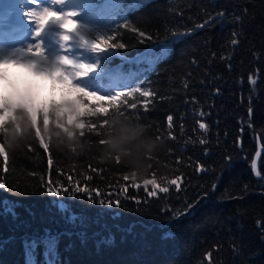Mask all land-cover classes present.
<instances>
[{"label": "trees", "instance_id": "trees-1", "mask_svg": "<svg viewBox=\"0 0 264 264\" xmlns=\"http://www.w3.org/2000/svg\"><path fill=\"white\" fill-rule=\"evenodd\" d=\"M76 2L91 17L80 22L81 35L124 45L97 52L73 41L69 51L95 65L81 83L101 97L137 87L152 96L116 97L124 103L103 105L107 116L76 124L55 109L10 108L0 117V148L9 157L6 165L0 158V184L7 180L0 264H264V0ZM218 13L212 25L187 34ZM48 83L46 95L30 90L36 102L49 100L54 85L60 99V85ZM16 89L0 81V95ZM133 102L137 109L125 107ZM113 114L162 139L146 179L168 193L149 196L143 180L97 159L103 121ZM69 125L76 140L67 138ZM49 176L69 190L48 193ZM177 177L179 187L170 183ZM67 178L106 194V202L72 192Z\"/></svg>", "mask_w": 264, "mask_h": 264}, {"label": "snow or ice", "instance_id": "snow-or-ice-1", "mask_svg": "<svg viewBox=\"0 0 264 264\" xmlns=\"http://www.w3.org/2000/svg\"><path fill=\"white\" fill-rule=\"evenodd\" d=\"M32 5L39 6V0H30ZM65 0H55V4L62 5ZM80 15L78 11L68 10L64 11L61 9L59 12L54 7H42L37 10L36 7H29L24 12V19L19 24L12 25L10 23L5 24L0 28V43L5 39L15 40L21 36H33L34 42L28 43L23 47H14L10 51H4L0 48V81L9 83V74L6 67L7 65H20L25 69L30 70L36 75L46 76L56 84L60 85V99L55 98L54 93L57 91L55 85L51 91L53 96L45 102H36L32 97L30 89H25L23 92L16 89L15 82H10L9 86L15 91L11 93L4 92L0 95V117L4 116L10 108L25 107L34 113L43 112L47 115L48 112L55 109L58 115H62L65 119L69 115L73 117V124H76L80 120H84V117H100L107 116L108 112L103 105L117 106L124 103V99L117 101L116 97L131 98L134 93H141L142 97H150L152 93L149 91H142L140 87L127 88V91L116 92L115 95H109L107 97H101L96 91L91 90L89 87L83 85L81 81L89 75V73L95 70V65L85 62L80 56H76L75 52L69 53V49L73 47L72 42L75 41L78 49L91 48L93 51H101L105 47H123L124 45L117 43H110L113 41L114 36L107 38H98L97 40H88L86 37L80 34L81 23L76 18ZM223 14L218 13L217 16H209L203 23L199 24L196 29L187 34H193L194 31L205 29L212 25ZM25 18L30 22L31 30L26 32H19V29L24 25ZM236 20L240 22L241 17H236ZM71 21L74 25L72 28H68L67 22ZM59 26V31L56 36H53V32L56 29L53 26ZM141 36L143 32L139 33ZM234 35H239L236 33ZM56 40V43H53ZM238 43L236 39L232 40V44L235 46ZM47 45V51L45 50ZM63 50V54L61 52ZM258 75V73H255ZM249 82L255 85L256 80L251 76ZM219 94V90L217 93ZM95 97V101H91L89 97ZM82 102V104L80 103ZM86 105V107H82ZM132 110L137 109L136 103L130 105L125 104ZM145 109L148 108V104L143 105ZM102 109H104L102 111ZM116 110H120L118 107ZM201 116L204 114L201 113ZM138 118V117H137ZM173 116H167V126L169 129L172 128ZM108 119H104L102 127H107ZM90 127L95 130L100 125L91 124ZM205 123H199V128L207 130ZM98 135L100 133H97ZM102 143V142H101ZM201 144L206 143L200 141ZM45 148L44 145H41ZM47 152V150H45ZM171 155V153H169ZM0 158L3 159L5 165L9 159L8 154L0 148ZM52 161L49 160V164ZM6 172V168L4 169ZM203 171V169H201ZM63 175V173H58ZM43 179V177H41ZM125 180L127 177L124 178ZM179 177L171 180V185L179 187ZM68 185L74 193H85L89 200L93 199V196L99 197L101 204L105 203V199L101 198L106 195L104 193L94 191L88 186H80L78 182H73L70 178H67ZM47 192L50 194L59 195L60 191H68L65 188L62 181L59 179L53 180L51 176L45 182ZM151 186V191L147 192L149 196H155L157 190L160 193H168V187H161L160 183L156 179L146 180L143 187L147 188ZM7 187V180L0 184V188ZM136 188L141 187L135 185ZM107 202H112L108 199ZM116 202H119L118 200Z\"/></svg>", "mask_w": 264, "mask_h": 264}, {"label": "clouds", "instance_id": "clouds-1", "mask_svg": "<svg viewBox=\"0 0 264 264\" xmlns=\"http://www.w3.org/2000/svg\"><path fill=\"white\" fill-rule=\"evenodd\" d=\"M17 75V79L28 78L33 76L45 77V79H37L36 85L41 95H46L50 90L47 81H51L46 76L36 75L35 73H27L23 68L13 67L10 69ZM43 86L40 88V86ZM2 123V122H0ZM77 129L75 125H69L67 128V138L70 141L76 140L75 135ZM55 135L60 136V132ZM163 145L162 139L153 138L147 135L146 126L136 122L134 119H126L119 114H113L108 119L107 130L103 136V143L99 147L97 159L101 163L116 164L123 166L133 182L143 180L151 174V165L159 154Z\"/></svg>", "mask_w": 264, "mask_h": 264}, {"label": "rangeland", "instance_id": "rangeland-1", "mask_svg": "<svg viewBox=\"0 0 264 264\" xmlns=\"http://www.w3.org/2000/svg\"><path fill=\"white\" fill-rule=\"evenodd\" d=\"M41 1V0H39ZM47 2L46 3H43L41 6L42 7H54L56 9L57 12H59L61 9H63L64 11H68V10H75L77 8H75L76 6L73 5L72 2L68 1V0H65V3L62 4V5H57L55 4V0H46ZM0 3L3 5V7L5 8V13L6 15H11V17L13 19H16L18 17V14H19V10H18V6H22L21 3H20V0H0ZM25 4H26V10L27 8L29 7H33L32 4L30 3V0H25ZM23 7V6H22ZM7 8V9H6ZM37 10H40L37 6H36ZM80 13V15L76 18L77 20L79 21H82V22H87L90 20V17L88 16V14L86 15H82L84 13H86V11L84 10H81V11H78ZM29 23V30H26V31H30L31 30V25H30V22L28 21ZM67 23H71V21L67 22ZM56 31L53 32V36H56V33L60 30L59 29V26H53ZM25 37V36H24ZM20 40V39H19ZM35 38L33 36H27L25 38H23L22 40V43L19 42L18 44H16V46H18L19 44H21V46L23 45L24 42H26L27 44L28 43H32L34 42ZM57 41L56 40H53V43H56ZM15 46V45H14ZM20 47V46H18ZM12 49L11 48H7L6 51H10ZM45 50L47 51V45H45ZM62 54H63V50H61ZM68 54H71L68 53ZM13 67H17V68H23L25 70L24 73H22V76L26 77L27 76V73H32L30 70H27L25 69L23 66H20V65H7V68H13ZM13 75H14V78L17 80L18 84L20 85V87L22 88V90L24 91L25 89H32L33 87H35L37 89V91L40 93V91L38 90L37 88V85H36V80L37 79H45V77H36V76H33L31 79H28V78H21V79H17V75L13 72ZM48 83V81H47ZM43 86L41 85L40 88H42ZM58 93H57V97H58Z\"/></svg>", "mask_w": 264, "mask_h": 264}, {"label": "bare ground", "instance_id": "bare-ground-1", "mask_svg": "<svg viewBox=\"0 0 264 264\" xmlns=\"http://www.w3.org/2000/svg\"><path fill=\"white\" fill-rule=\"evenodd\" d=\"M25 2V0H22V3H24ZM4 18H7V17H4ZM20 19H24V14H22V12H21V15H20ZM25 22L27 21L26 20V18H25V20H24ZM0 22H3L4 24H8L9 22L6 20V19H0ZM26 45V44H25ZM33 73V72H32Z\"/></svg>", "mask_w": 264, "mask_h": 264}]
</instances>
